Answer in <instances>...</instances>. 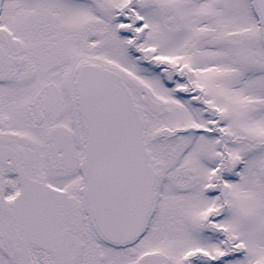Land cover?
I'll use <instances>...</instances> for the list:
<instances>
[{
    "label": "rangeland",
    "instance_id": "rangeland-1",
    "mask_svg": "<svg viewBox=\"0 0 264 264\" xmlns=\"http://www.w3.org/2000/svg\"><path fill=\"white\" fill-rule=\"evenodd\" d=\"M2 7L3 48L36 54L38 73L73 67L76 75L95 62L142 87L133 96L157 180L137 244L151 264H264V38L252 0H3ZM127 16L140 55L127 48ZM212 122L223 128L227 152L218 172ZM165 127L182 132L165 137Z\"/></svg>",
    "mask_w": 264,
    "mask_h": 264
},
{
    "label": "flooded vegetation",
    "instance_id": "flooded-vegetation-1",
    "mask_svg": "<svg viewBox=\"0 0 264 264\" xmlns=\"http://www.w3.org/2000/svg\"><path fill=\"white\" fill-rule=\"evenodd\" d=\"M2 6L0 0V14ZM127 19V48L140 55L133 19ZM5 35L0 32V264H151L148 248L137 244V238L122 244L103 238L88 208L78 71L51 72L49 67L38 73L36 54L24 51L20 58L21 50L3 48ZM82 65L112 70L95 62ZM121 77L132 96L142 91L134 80ZM206 128L220 136L215 139L218 151L227 153L223 128L215 122ZM205 146L199 143L197 148ZM223 163L224 157L215 172ZM181 171L196 179L190 168Z\"/></svg>",
    "mask_w": 264,
    "mask_h": 264
},
{
    "label": "water",
    "instance_id": "water-1",
    "mask_svg": "<svg viewBox=\"0 0 264 264\" xmlns=\"http://www.w3.org/2000/svg\"><path fill=\"white\" fill-rule=\"evenodd\" d=\"M264 35V0H255ZM86 148L85 198L100 234L125 243L143 230L154 198L156 173L149 163L143 121L120 75L95 65L78 73ZM175 130L163 129L164 136Z\"/></svg>",
    "mask_w": 264,
    "mask_h": 264
}]
</instances>
